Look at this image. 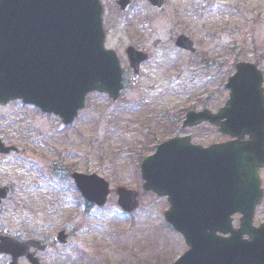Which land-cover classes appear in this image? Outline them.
<instances>
[{
    "label": "rangeland",
    "instance_id": "374dc122",
    "mask_svg": "<svg viewBox=\"0 0 264 264\" xmlns=\"http://www.w3.org/2000/svg\"><path fill=\"white\" fill-rule=\"evenodd\" d=\"M102 1L106 45L126 70L125 89L116 102L90 94L69 127L19 101L0 106V136L20 149L0 154V185L15 190L0 209V226L28 221L33 233L43 229L50 242L63 227L73 232L72 244L54 245L45 264H170L187 245L164 218L167 199L144 191L140 163L176 136L190 135L204 146L229 139L209 124L181 125L188 110L217 111L225 105V83L237 61H252L264 71V0H168L159 13L143 0L124 12L116 0ZM180 33L195 41L199 56L174 49L171 36ZM157 38L163 39V48L152 51L135 86L124 50L132 39L151 45ZM74 171L110 182L105 207L85 205L70 187ZM118 186L140 192L137 211H121ZM257 210L255 222L263 223L264 201Z\"/></svg>",
    "mask_w": 264,
    "mask_h": 264
},
{
    "label": "water",
    "instance_id": "95a60500",
    "mask_svg": "<svg viewBox=\"0 0 264 264\" xmlns=\"http://www.w3.org/2000/svg\"><path fill=\"white\" fill-rule=\"evenodd\" d=\"M102 15L100 0H0V103L23 99L70 124L90 92L117 99L123 88L122 68L116 53L104 46ZM177 45L196 52L186 36H180ZM127 52L136 82L146 56L132 48ZM263 82L254 64L239 63L226 84L230 98L218 113L187 114L184 127L209 121L236 139L204 148L191 144L189 136L174 138L141 164L145 190L168 197L166 220L190 247L173 264H264V224L252 225L263 195ZM13 149L0 139V152ZM72 177L87 200L106 203V180L96 174ZM8 193L9 188L0 187V202ZM118 195L125 212L140 206L138 192L119 188ZM234 213L243 214L238 230L231 227ZM218 231L231 236L220 237ZM14 247L4 239L0 253L23 246ZM31 261L38 264L37 258Z\"/></svg>",
    "mask_w": 264,
    "mask_h": 264
},
{
    "label": "flooded vegetation",
    "instance_id": "af4514ba",
    "mask_svg": "<svg viewBox=\"0 0 264 264\" xmlns=\"http://www.w3.org/2000/svg\"><path fill=\"white\" fill-rule=\"evenodd\" d=\"M134 1L135 0H132V2H134ZM144 1L147 2V4H148L147 6L150 9H152L153 11H155L157 13H159V11H164L166 5L168 4V0H165L164 8L162 10H157V9L155 10L153 8V6L150 4L149 0H143V2ZM116 2H117V0H116ZM151 16H152V18H151ZM151 16L149 17V22H151L152 19H154V16L153 15H151ZM176 37H175V34L173 35V37L171 36L173 42L176 41V39L174 41V38H176ZM132 40H134V41H130V43H128L127 47L128 46H134L136 49H138L140 51H144L145 53L149 54V59L146 60L144 63H142L141 68L144 64H146L148 61H150L154 57L152 51H154V50L157 51L159 49H162L163 48L162 46L164 45V41H162L161 39H159V40L162 43L160 42L157 46H153L154 40L152 41L151 45H149V42L145 41V40H137V39H132ZM174 49H176L178 52H183L185 54H187V53L189 54V52L182 50L181 48L175 47ZM189 55L192 56L191 54H189ZM126 58H127V56H126ZM261 176H262V181H263L262 185L264 187V169L262 170ZM11 188H12V194H13L15 191L14 185H12ZM10 196H11V194H10ZM10 196L8 199L4 200L2 205H0V209L3 208V205L10 199ZM234 218L235 219L240 218V215L239 216L235 215ZM9 225H11L9 228H5V227L0 226V236L10 237L14 242L23 244V248L21 250H17V249L13 250L15 253L19 252L18 258H17V255L1 254L0 255V263H2V264H31L29 261V258L27 256V253H33V252H36V255L41 259L42 264H45L46 262H45L44 258L47 256V254L50 251H52L54 245L59 246L61 248H65V247L70 246L72 244L73 239L75 238L73 232H69V230L67 228L63 227L62 230H65L66 234L68 235V242H66V243L50 242L49 235H46L47 233L43 229H41L40 231H37L36 233H33L31 226L29 225L28 221H24V222H20V223L11 221ZM30 240L39 241V244H38L39 246H41V244H42L43 246L46 245L47 248L44 251H40V250H37L35 247H32V248H30V252H28L29 250H27L26 244ZM21 252H25L26 254L24 256H21L22 255ZM14 259H16V261H14Z\"/></svg>",
    "mask_w": 264,
    "mask_h": 264
}]
</instances>
